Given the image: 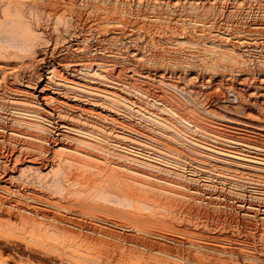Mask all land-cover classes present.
Masks as SVG:
<instances>
[{
  "label": "bare ground",
  "instance_id": "6f19581e",
  "mask_svg": "<svg viewBox=\"0 0 264 264\" xmlns=\"http://www.w3.org/2000/svg\"><path fill=\"white\" fill-rule=\"evenodd\" d=\"M0 264H264V0H0Z\"/></svg>",
  "mask_w": 264,
  "mask_h": 264
}]
</instances>
